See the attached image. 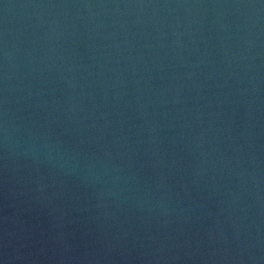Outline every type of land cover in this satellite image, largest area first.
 Wrapping results in <instances>:
<instances>
[{"label":"water","instance_id":"obj_1","mask_svg":"<svg viewBox=\"0 0 264 264\" xmlns=\"http://www.w3.org/2000/svg\"><path fill=\"white\" fill-rule=\"evenodd\" d=\"M0 264H264V0H0Z\"/></svg>","mask_w":264,"mask_h":264}]
</instances>
